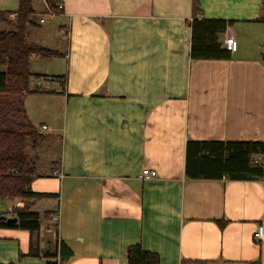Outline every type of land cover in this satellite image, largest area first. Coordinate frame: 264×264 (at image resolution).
I'll return each instance as SVG.
<instances>
[{"label": "crops", "instance_id": "0c3cea01", "mask_svg": "<svg viewBox=\"0 0 264 264\" xmlns=\"http://www.w3.org/2000/svg\"><path fill=\"white\" fill-rule=\"evenodd\" d=\"M197 2L199 17L232 21L219 36L223 44L236 35L229 58H191L194 0H60L58 28L68 35L54 50L65 69L54 79L31 62L25 102L29 116L30 107L37 113L32 122L61 139L58 161L48 168L38 160L31 187L56 196L32 207L38 235L0 227L1 263L48 264L29 254L37 238L41 250L63 240L73 252L65 264H129L135 243L157 252L159 264H264V242L254 239L264 224V175L185 171L190 139L264 141V0ZM16 4L0 0V9ZM144 168L158 176L140 178ZM45 199L54 206L35 209Z\"/></svg>", "mask_w": 264, "mask_h": 264}, {"label": "trees", "instance_id": "16d2710c", "mask_svg": "<svg viewBox=\"0 0 264 264\" xmlns=\"http://www.w3.org/2000/svg\"><path fill=\"white\" fill-rule=\"evenodd\" d=\"M34 1L19 0L16 11L0 9V197H18L24 201L22 206H13L11 210L0 212V227L26 229L35 236L41 228V215L32 207L38 199L56 194L40 193L31 189L38 168L37 160L30 157L27 151L29 141L35 147L38 141L47 139L49 134L42 132L30 121L24 96L31 92L33 56L56 55L57 51L28 41V28L39 25L38 21L32 19L35 13ZM47 2L53 9L62 11L59 7L60 0ZM194 9L195 14L190 21L191 58H229L231 52L224 48L219 36L232 21L199 17L197 12L201 8L197 0H194ZM262 156L263 140L190 139L186 144L185 171L189 178L219 179L226 176L230 179H253L264 175ZM49 215L50 212L44 214L45 217ZM8 217H17L18 222L8 223ZM220 223L224 225L223 222ZM29 254L43 255L48 264H65L73 252L63 240L58 239L53 249L41 250L38 239L33 238ZM126 255L129 264L160 262L157 252L144 249L140 243L129 245ZM181 264L214 262L183 258Z\"/></svg>", "mask_w": 264, "mask_h": 264}, {"label": "rangeland", "instance_id": "374dc122", "mask_svg": "<svg viewBox=\"0 0 264 264\" xmlns=\"http://www.w3.org/2000/svg\"><path fill=\"white\" fill-rule=\"evenodd\" d=\"M35 2H36L35 3V5H36L35 6V13L32 15V19H35V21H38L39 25L36 27H34L32 25L28 28V32H29L28 41L32 42V43L33 42L39 43V41H41L42 44H45L44 42L46 40H48V44H46V45H48L50 48L58 49L57 43L61 44V42H62L61 41L62 36L59 35L60 30L58 27H59V23L63 20L61 17L55 16L50 21H48L46 23H40V17L42 16V14L45 11V5H44V2L42 0H36ZM40 3L43 5V7ZM17 7L18 6L16 4V5H13L12 8L16 9ZM4 26L7 27V25H4ZM44 37H46L48 39H44ZM33 63H35L34 66H33ZM36 63H38V64H36ZM32 66H33V70L35 73L44 72V73L48 74L49 77L53 76L54 79L61 78L62 75H60V74H62V73H60V72H63V70L65 69L64 60L62 58L60 59L55 54L38 55L37 57L32 58ZM54 88L60 89L59 82H57V85ZM29 94H30V92L27 93L26 96H24L25 102H26V99L30 97ZM25 107H26V105H25ZM30 111L32 112V115H30V116L28 115L29 119L31 122L33 121L35 123L37 121L35 119L37 116V113L34 112V114H33L31 107H30ZM39 116L40 115L38 114V118H39ZM43 118H48V117H43ZM34 126L38 128V125L34 124ZM60 143H61V139H60V136L58 134H49V137H47V139L38 141V144L35 147H33V145L31 144V141H29L27 151L29 152L30 157L36 159L37 161L39 160V162H42V166H46L49 168V166L52 163L51 161H54V162L58 161V153L60 151ZM15 202L16 201L13 198L0 197V212L6 211L8 209V207L13 206L15 204ZM53 206H54V200L45 199V200H41V202H39L37 204L35 209L47 210L49 208H52ZM41 212H43V211H41ZM45 220H46V218L44 216L43 221H45Z\"/></svg>", "mask_w": 264, "mask_h": 264}, {"label": "built area", "instance_id": "2783aa9c", "mask_svg": "<svg viewBox=\"0 0 264 264\" xmlns=\"http://www.w3.org/2000/svg\"><path fill=\"white\" fill-rule=\"evenodd\" d=\"M45 5V11L40 17V23H46L50 21L53 17L57 16L60 12L58 10L53 9L50 4L47 2V0H42ZM59 7L62 8V4H59ZM59 35L66 36L68 35V30L66 28H63L59 31ZM223 46L226 50L232 52H235L238 48V42L236 39L235 33H228L227 36L225 37L223 41ZM264 52V48H263ZM43 130H47L48 127L46 125L42 126ZM42 130V131H43ZM52 176H57V177H64V173L62 171H53ZM158 176V172L155 169L151 168H144L140 174V178L142 179H154ZM12 207L10 208V210ZM58 219V218H56ZM254 239L257 243H263L264 242V224H260L258 226V229L256 230V233L254 235Z\"/></svg>", "mask_w": 264, "mask_h": 264}, {"label": "water", "instance_id": "95a60500", "mask_svg": "<svg viewBox=\"0 0 264 264\" xmlns=\"http://www.w3.org/2000/svg\"><path fill=\"white\" fill-rule=\"evenodd\" d=\"M0 218H1V216H0ZM7 222L8 223H17L18 222V218L17 217H8V219H7Z\"/></svg>", "mask_w": 264, "mask_h": 264}, {"label": "bare ground", "instance_id": "6f19581e", "mask_svg": "<svg viewBox=\"0 0 264 264\" xmlns=\"http://www.w3.org/2000/svg\"><path fill=\"white\" fill-rule=\"evenodd\" d=\"M60 30V29H59Z\"/></svg>", "mask_w": 264, "mask_h": 264}]
</instances>
